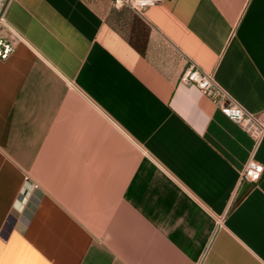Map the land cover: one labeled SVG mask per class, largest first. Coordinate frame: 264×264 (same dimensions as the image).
Masks as SVG:
<instances>
[{
    "label": "crops",
    "instance_id": "1",
    "mask_svg": "<svg viewBox=\"0 0 264 264\" xmlns=\"http://www.w3.org/2000/svg\"><path fill=\"white\" fill-rule=\"evenodd\" d=\"M0 59V264H264V0H16ZM0 37L12 32L0 25Z\"/></svg>",
    "mask_w": 264,
    "mask_h": 264
},
{
    "label": "built area",
    "instance_id": "2",
    "mask_svg": "<svg viewBox=\"0 0 264 264\" xmlns=\"http://www.w3.org/2000/svg\"><path fill=\"white\" fill-rule=\"evenodd\" d=\"M16 0H0V25L5 26L12 32L11 38L0 37V59L6 60L16 47V34L6 24L4 12L10 2ZM162 0H111L113 8L120 10L129 8L139 15L151 7L156 6ZM180 84L195 87L202 95L218 102L220 99L228 100L227 105H222L220 110L224 116L240 125L247 133L259 140L264 137V115L258 116L244 110L239 104L231 100L222 88L215 82L212 74H208L198 68L194 63L181 74ZM264 167L262 164L251 159L240 175L241 182L257 184L263 175Z\"/></svg>",
    "mask_w": 264,
    "mask_h": 264
}]
</instances>
